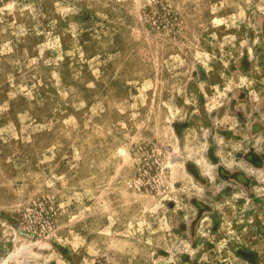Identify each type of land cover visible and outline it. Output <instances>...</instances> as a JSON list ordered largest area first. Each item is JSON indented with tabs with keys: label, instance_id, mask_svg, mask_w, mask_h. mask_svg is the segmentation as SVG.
I'll use <instances>...</instances> for the list:
<instances>
[{
	"label": "rangeland",
	"instance_id": "1",
	"mask_svg": "<svg viewBox=\"0 0 264 264\" xmlns=\"http://www.w3.org/2000/svg\"><path fill=\"white\" fill-rule=\"evenodd\" d=\"M0 264H264V0H0Z\"/></svg>",
	"mask_w": 264,
	"mask_h": 264
}]
</instances>
